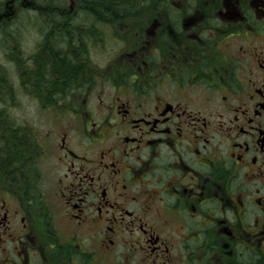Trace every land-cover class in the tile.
I'll return each mask as SVG.
<instances>
[{"label": "flooded vegetation", "instance_id": "flooded-vegetation-1", "mask_svg": "<svg viewBox=\"0 0 264 264\" xmlns=\"http://www.w3.org/2000/svg\"><path fill=\"white\" fill-rule=\"evenodd\" d=\"M79 1L0 8V264H264V0Z\"/></svg>", "mask_w": 264, "mask_h": 264}, {"label": "rangeland", "instance_id": "rangeland-1", "mask_svg": "<svg viewBox=\"0 0 264 264\" xmlns=\"http://www.w3.org/2000/svg\"><path fill=\"white\" fill-rule=\"evenodd\" d=\"M1 1H5V0H1ZM66 3L64 5H72L75 6V5H79L80 2L79 0H65ZM92 2H94L95 4L98 3V0H92ZM62 5V6H64ZM31 6H34V5H31ZM28 13V11L26 12H22L20 11L17 16H13L12 17V20L7 22L6 24H4L7 29L4 30L2 29L3 27L0 26V30H2V33H0V66H5V67H9V63H7V61L5 60L4 58V55H5V52L2 53V48H1V45L3 43V41L7 44L8 43V40L7 39H11V32L12 30H14L15 28L19 27V25H21V28H22V33H23V42H25V44L27 45V42L28 41H31L32 40V34L35 35L36 31H35V26L33 27V25H29L30 21H29V18H28V15H26ZM25 23H28L26 26H25ZM43 23V21L41 22ZM32 30V31H31ZM4 54V55H3Z\"/></svg>", "mask_w": 264, "mask_h": 264}, {"label": "trees", "instance_id": "trees-1", "mask_svg": "<svg viewBox=\"0 0 264 264\" xmlns=\"http://www.w3.org/2000/svg\"><path fill=\"white\" fill-rule=\"evenodd\" d=\"M86 3H90L92 2L91 0H85ZM100 2V4H99ZM110 2L108 5L107 3ZM1 3V1H0ZM102 3L104 4L105 7L108 8H116L117 10H121V9H126L129 7L132 8H142V7H151V6H155V4H157V0H98L97 4H92V7H103ZM123 12H119L116 11V18L121 17L120 14H122ZM110 13H106V15H109Z\"/></svg>", "mask_w": 264, "mask_h": 264}]
</instances>
